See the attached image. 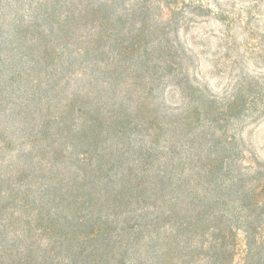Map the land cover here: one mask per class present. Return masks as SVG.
<instances>
[{
  "label": "trees",
  "instance_id": "obj_1",
  "mask_svg": "<svg viewBox=\"0 0 264 264\" xmlns=\"http://www.w3.org/2000/svg\"><path fill=\"white\" fill-rule=\"evenodd\" d=\"M49 1L53 7L47 20L51 28L57 23L58 42L69 44L76 34V39H89V47L80 49L89 54L94 46L97 62L106 63L105 71L94 82L101 89L92 91L90 83V91L75 93L56 114L48 110L39 129L27 133V142L44 146L39 156L46 157L50 167L34 165L35 153L27 150L19 165L7 171L9 177L0 179L5 187L0 189V213L12 209L14 220L26 227L17 238L31 241L16 253L2 250L0 263L6 264L3 259L8 257V264H33L43 251L46 263L37 264H238L239 255L242 264H264V165L244 173L236 161L230 163V155L220 153L224 150H213L216 153L208 155L194 176L183 178L175 165L162 170L160 163L153 170L151 146L142 172L132 169L112 176L113 162L119 158L115 148L130 149L137 131L159 126L154 140L163 133L158 116L146 118L150 129L144 120H135L143 115V101L159 88L158 79L148 78V72L158 75L177 66L170 54L163 65L160 58L152 61L157 52L166 55L172 50L169 42L152 47L144 42L170 39L177 31V4L166 9L163 0H40V4ZM156 2L159 7L154 10ZM81 28L87 32L80 34ZM55 59L48 51L44 62L56 65L57 74L63 65L55 64ZM141 83H146L147 91H137ZM246 103L236 94L219 109L210 104L196 107L180 119V127L166 134L194 138L190 132L198 120L202 131L196 138L221 150L224 143L232 144L224 130L229 121L223 117L242 116ZM36 109L23 107L22 121L31 122ZM216 130L224 132L218 135ZM2 142L1 149L12 144L9 139ZM44 177L47 182H40ZM23 210L37 214L24 215ZM46 236L50 239L43 243ZM132 252L139 255L138 262H127Z\"/></svg>",
  "mask_w": 264,
  "mask_h": 264
},
{
  "label": "rangeland",
  "instance_id": "obj_2",
  "mask_svg": "<svg viewBox=\"0 0 264 264\" xmlns=\"http://www.w3.org/2000/svg\"><path fill=\"white\" fill-rule=\"evenodd\" d=\"M173 3L177 4L176 17L180 20L177 31L170 39H144V42L150 47L169 42L172 50L166 55L157 52L152 61L158 62L160 58L159 64L163 65L164 57L170 54L169 59L172 56L177 59V66L174 70L162 69L158 75L148 72V78L154 76L158 79L159 88L143 101V115L135 120L146 122V118L158 116L163 133L159 140H154L159 126L135 132L130 149L125 151L123 145L118 147L124 152L122 156L115 148L114 154L119 158L113 162L112 176L121 177L132 169L137 174L142 172L145 154L151 146L154 147L153 170L159 169L160 163L162 170L175 165L179 177L183 178L194 176L193 172L208 155L216 153L213 150H224L220 153L230 155V163L236 161L244 173L254 165H264V0H163L162 4L166 9ZM52 7V1L41 5L40 0H0V179L9 177L7 171L19 165L23 152L27 150L35 153L34 165L41 163L44 168L50 167L47 158L42 160L39 156L44 146L41 148L27 142V133L33 128L39 129L42 115L48 110L56 114L61 104L72 99L75 93L83 95L90 91V83L105 71L106 63L97 62L99 53L94 46H90L89 54L80 49L89 47V39H76V34L69 44L62 43V39L58 42L57 34L54 35L57 23L51 28L46 15ZM153 7L155 10L159 3ZM58 9L63 14L64 9ZM86 32V29H80V34ZM48 51L56 57L55 64L63 65L57 74H54L56 65L50 67L44 62ZM145 84H139L137 91H147ZM99 89L101 86L94 83L92 91ZM236 94L247 103L242 116L223 117L229 121L224 130L231 145L224 143L219 150L204 143L200 137L196 138L202 131L198 120L190 132L194 138L166 134L170 129L180 127V119H184L191 109H204L208 104L219 109ZM27 105L37 106V109L31 122L24 123L19 114ZM224 130L216 131L221 135ZM8 139L12 144L1 149L5 146L2 141L7 143ZM47 180L44 177L40 182ZM3 186L0 185V189L5 188ZM2 201L5 203L7 199ZM21 212L32 217L37 214H29L26 210ZM1 213L0 253L8 248L16 253L31 243L29 239L17 238L26 227L14 220L12 209ZM4 224L7 227H2ZM49 239L46 236L43 243ZM13 244L16 246L11 247ZM38 253L33 264L46 263L43 251ZM138 256L132 252L127 262H138ZM6 259L3 261L8 264ZM241 259L240 255L236 258L238 264H242Z\"/></svg>",
  "mask_w": 264,
  "mask_h": 264
}]
</instances>
